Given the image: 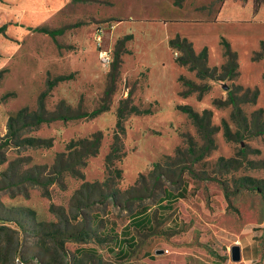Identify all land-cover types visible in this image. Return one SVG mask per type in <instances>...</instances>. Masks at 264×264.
I'll use <instances>...</instances> for the list:
<instances>
[{"label": "rangeland", "instance_id": "1", "mask_svg": "<svg viewBox=\"0 0 264 264\" xmlns=\"http://www.w3.org/2000/svg\"><path fill=\"white\" fill-rule=\"evenodd\" d=\"M63 1L46 23L30 27L0 72V100L7 111L0 132V264H18L17 259L24 264H146L145 251L153 240L152 255L160 249L177 256L164 264H264L261 196L246 189L225 196L220 184L231 192L241 178L264 180V167L255 165L264 160V133L251 134L264 128V2L255 10L252 0H240L226 4L211 21L176 23L170 18L172 6L183 0ZM39 27L63 32L53 38L35 30ZM177 36L196 55L206 50L207 66L216 68L211 78L177 62L182 51L170 46ZM223 40L235 54L236 76L223 70ZM60 76L64 78L56 81ZM185 81L200 90H190ZM111 85L108 109L96 116L35 121L41 94L47 113L75 115L103 104ZM128 95L151 114L125 118V154L113 163L121 179L106 182L104 160L116 109ZM177 105L210 112L213 142L207 150L197 127ZM9 124L17 132L7 143ZM97 131L102 133L98 152L87 156L83 166L75 165L76 172L58 173V155L67 158L78 149V140ZM232 161L240 166L230 168ZM188 169L220 182L198 179ZM83 183L115 191V199L78 211L71 205ZM164 190L179 198L171 210L160 202ZM133 194L141 198H131ZM142 210L152 231L130 229L136 245L121 261L115 256L120 232ZM57 212L75 234L60 244L48 231L61 221ZM233 245L243 248L245 259L240 254L239 261L231 260Z\"/></svg>", "mask_w": 264, "mask_h": 264}, {"label": "trees", "instance_id": "2", "mask_svg": "<svg viewBox=\"0 0 264 264\" xmlns=\"http://www.w3.org/2000/svg\"><path fill=\"white\" fill-rule=\"evenodd\" d=\"M175 1L178 4L182 0H175ZM253 2H254V9L256 10L264 2V0H253ZM2 29L3 28H0V31ZM35 30L42 32L44 34H47L53 38L57 35L62 34L63 32L62 28L48 29L46 27H39ZM170 46L171 48L181 49L182 56L177 59V62L179 64L181 65L190 64L191 68L193 70H196L197 75L199 76L210 77V78L213 76V73L216 71V68H209L207 66L206 50H203L199 55H196L191 47V44L187 42L186 39L179 38L178 36L174 40L170 41ZM223 46L225 47V55L227 56V62L223 66V70H225L226 73H229L232 75L234 74V76H236L238 72H237L235 54L230 50V46L227 41L223 40ZM262 50L264 52V46L262 47ZM118 59H119V52H116L113 62L111 63L112 64L111 69L113 73L117 68ZM63 78L64 77L60 76V77H57L55 80L59 81V80H62ZM113 78H112V82H113ZM185 84L189 87L190 90H200V87L194 83L185 81ZM111 93H112V85L109 86V88H107L104 92L103 104H101L99 107L95 108L89 113L84 112V113H78L75 115H66L63 113H56V112L47 113L44 108V104H43L44 94H41V96L38 99V107H39L40 112L39 114L35 115L36 117L35 121L39 123V122H51L54 120H69V119L85 118L88 116L89 117L96 116L100 114L101 112H104L108 109V103L110 101ZM251 100L252 101L255 100V94H253V97ZM231 102L233 103V106H234V114L236 113V116L240 118L241 115H240V109L238 105L236 104V102H234V100H232ZM177 109L186 113L187 116L193 122V124L197 127L198 132L201 134V136L206 142L204 148L205 150H207L212 145V142H213L212 137H211L213 133V127L211 126V123L209 120L210 112L205 110L203 111L202 114H200L197 111L193 110L188 105H177ZM130 114L147 115V114H151V110L150 109H139L136 105L132 103L130 95H128L125 99H122L119 101L117 109H116V123H115V129L112 135V143L110 145L109 152L105 156V160H104L105 169L107 171L106 182L108 180L109 181L113 180L114 177L117 178L118 180L121 179V170L118 168H115L113 163L115 161H120L121 158L125 154L124 149H123V145H124L123 139L126 133V129L124 126V120ZM12 128L15 129V127L12 124H9L8 134H7V143L8 141L10 142V140H13L16 137L17 130L16 129L12 130ZM263 133H264V128L255 129L254 131L251 132L252 135H260ZM101 139H102V133L100 131H97L93 133L89 138L78 140L76 145L74 146V147H77L78 149L77 150L75 149L73 153L69 155L67 158L64 159L63 155L59 154L55 160V166H57V172L58 173H61L64 171L76 172L74 169L75 165L83 166L84 159L87 156H93L98 152ZM24 142H26V144H33L34 141L32 139H26ZM156 165L157 163H154V166ZM255 165L259 167H264V160L259 163H256ZM230 166H231L230 168L235 169L240 166V163L235 165V161H232V165ZM187 171L189 174H191L192 176L198 179L216 180L217 182H220L215 177L197 175V174H194L193 171L189 169ZM35 180L39 181L38 179H35ZM220 184L223 186V192L225 196H228L231 193H235L239 189H246L250 191H256L257 193H259V195L261 196L264 202V180L241 178L237 184V187L231 192L228 190V187H226L224 184H222L221 182ZM93 189H94V185L89 184V183H83L82 190L77 191L76 196L73 197L76 203L74 202L73 205L71 206L73 208L75 207L76 210L79 211L83 207L92 205L96 202L105 201L107 198H112L113 200L115 199L114 198L116 196L115 191L106 193L100 188H97L95 190ZM125 193L127 194L128 192H125ZM130 197L134 199L141 198V196L138 194L130 195ZM173 198H178V196L172 194L169 191L164 190V195L160 202H163L164 200H166V204L162 205L165 210H171L174 208L173 205L175 203L173 201H170V202L168 201V199L171 200ZM142 212L143 210L140 211L139 213H135L137 215L134 217L133 222L132 220L130 221L129 226L130 225L133 226L134 230L138 232H141L140 226H144V231L151 232L152 229L151 227L148 226L149 225L148 220H145V218L138 219L139 214ZM57 214L61 218L60 223L51 224L50 229H48V231L51 234L55 243L60 244L59 243L60 241L64 239L65 240L71 239L73 238L75 234H73V231H69V221L66 219V217H64L62 213L60 212H57ZM39 226L40 224L38 225V227ZM42 226L43 225L40 226L41 229H38V232L43 230ZM129 226H127V228L124 227L121 230V233H120L121 238L117 246V252L115 253V256L118 255L121 257L120 259L121 261H123L124 259L128 257L127 249L128 250L132 249L136 245V243L134 242L135 239L132 236L126 237L129 235V232H127L126 230V229H129ZM122 244L125 245L124 248H126V250L123 247L120 248V245ZM153 245H154V241H152V243L149 245V247L145 251V255H146L145 263L146 264H164L168 262L167 260H170L173 256L177 257L171 254H168V255L164 254V255H157V256L150 255V252L152 250L151 247ZM60 248H62L63 250V247H60ZM49 264H54V263H49ZM55 264H58V263H55ZM182 264H185V262H183Z\"/></svg>", "mask_w": 264, "mask_h": 264}, {"label": "crops", "instance_id": "3", "mask_svg": "<svg viewBox=\"0 0 264 264\" xmlns=\"http://www.w3.org/2000/svg\"><path fill=\"white\" fill-rule=\"evenodd\" d=\"M239 1L240 0H196L190 5L188 0H183L181 5L172 6L173 15L170 16V18L176 23H181L180 21H187L189 23L211 21L214 19L213 17H216L221 12L226 4L230 3L235 5V2ZM245 1L248 2V0ZM63 2V0H0V28H3L0 31V72L9 64L12 56L21 45V42L26 38L30 27L46 23L52 12L58 9L57 5H61ZM0 97H2L1 88ZM6 118L7 111L5 105L0 100V132L5 128ZM175 199L179 198L168 199V201L170 202ZM161 203H163V205L166 204V200ZM134 217L130 219V221L132 220L133 222ZM142 218L148 220V226L151 227L152 221L144 211L139 214L138 219ZM129 223L124 227L127 228ZM132 228L133 226L130 225L129 229H126L127 232H129V235L126 237L132 236L130 234V229ZM140 228L141 232L144 231V226H140ZM132 237L134 238V236ZM120 238L121 236H119V241ZM121 247L124 248L125 245L122 244L120 245V248ZM124 249L126 250V248ZM158 250L160 249L155 250V256L168 253H164L163 251L162 254H157L156 252ZM240 253L242 259H245L243 258L242 247L240 248ZM150 255L152 254L150 253ZM246 259H248V257H246Z\"/></svg>", "mask_w": 264, "mask_h": 264}, {"label": "water", "instance_id": "4", "mask_svg": "<svg viewBox=\"0 0 264 264\" xmlns=\"http://www.w3.org/2000/svg\"><path fill=\"white\" fill-rule=\"evenodd\" d=\"M224 89H227V86H223ZM157 254H162L163 250H158L156 252ZM240 247L238 245H233L230 248V258L232 261L237 262L241 259V255H240Z\"/></svg>", "mask_w": 264, "mask_h": 264}, {"label": "built area", "instance_id": "5", "mask_svg": "<svg viewBox=\"0 0 264 264\" xmlns=\"http://www.w3.org/2000/svg\"><path fill=\"white\" fill-rule=\"evenodd\" d=\"M97 40H100V38H97ZM103 54H106V52H104ZM103 60H108L107 56L103 57ZM18 264H24L21 260L17 259Z\"/></svg>", "mask_w": 264, "mask_h": 264}]
</instances>
